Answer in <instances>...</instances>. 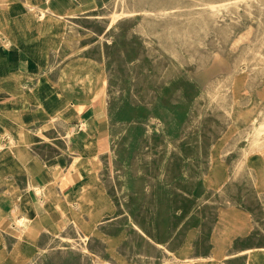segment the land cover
<instances>
[{
	"label": "rangeland",
	"instance_id": "374dc122",
	"mask_svg": "<svg viewBox=\"0 0 264 264\" xmlns=\"http://www.w3.org/2000/svg\"><path fill=\"white\" fill-rule=\"evenodd\" d=\"M40 3L66 20L59 2ZM94 6L69 18L53 71L77 57L100 61L85 67L99 90L90 109L103 117L101 125L88 127L89 116L81 115L78 133L67 130L70 143L59 135L62 142L33 149L50 155L84 147L98 154L101 181L121 206L108 231L126 228L117 249L130 261L168 263L187 244L192 256H208L219 204L253 186L247 156L264 147V0H98ZM98 77L105 78L103 87ZM72 109L61 106L60 115L74 120ZM222 163L227 178L214 187L211 172ZM175 193L182 204L177 214L169 208ZM161 218L171 226L168 238L141 233L143 223L157 226ZM257 226L262 237L245 245L264 246V217ZM71 230L40 240L26 264L109 258L101 240Z\"/></svg>",
	"mask_w": 264,
	"mask_h": 264
},
{
	"label": "crops",
	"instance_id": "0c3cea01",
	"mask_svg": "<svg viewBox=\"0 0 264 264\" xmlns=\"http://www.w3.org/2000/svg\"><path fill=\"white\" fill-rule=\"evenodd\" d=\"M46 2L52 6L59 2L65 8L62 13L66 20L55 12L44 17L36 0L34 4L33 0H0V264L31 262L42 247L40 240L63 236L70 228L85 240H101L106 249L103 252L109 255H97L102 264H137L117 249L126 228L117 233L108 231L118 223L121 206L111 186L103 178L101 181L98 154L84 147L50 155L33 149L34 143L59 141V135L65 143L72 141L74 136H67V130L78 133L75 121L85 117V110L69 102L63 85L83 82L87 63L100 67L94 58L77 57L53 71L56 52L65 46L69 18L94 10L98 0L88 7L84 0ZM55 101L59 106L55 107ZM68 104L74 120L60 115L61 106ZM247 158L245 169L253 176V186L239 190L231 204H219L209 236L210 255L194 257L187 244L176 253L171 251L175 260L166 263L165 258L160 264H264V246L245 245L251 237H262L257 234V224L264 217V147L255 146ZM222 165L219 171L211 172L214 187L222 186L227 178ZM174 195L169 208L177 214L182 211L181 196ZM161 220L157 226L143 223L141 233L149 239L165 240L171 226ZM7 222L13 231L5 228Z\"/></svg>",
	"mask_w": 264,
	"mask_h": 264
},
{
	"label": "bare ground",
	"instance_id": "6f19581e",
	"mask_svg": "<svg viewBox=\"0 0 264 264\" xmlns=\"http://www.w3.org/2000/svg\"><path fill=\"white\" fill-rule=\"evenodd\" d=\"M39 1L40 0H36V5L38 8H40V10L42 11V15L44 17H46L47 15L48 16H53V14L49 12H47V9L42 7L40 4H39ZM231 1V0H230ZM226 2V1H225ZM224 2V3H225ZM229 2V1H228ZM6 3V2H5ZM209 4V3H208ZM228 4V3H227ZM4 4H1V6H3ZM210 5V4H209ZM214 5V4H212ZM211 6V5H210ZM221 8H224V7H221ZM2 9V8H1ZM219 10V8H218ZM39 11V10H38ZM133 11V10H132ZM159 11V13L157 14H161L162 13V10H157V12ZM161 11V12H160ZM53 12V11H52ZM127 12L126 14H128L129 11H125ZM131 12V10H130ZM135 12V10L133 11ZM223 12V11H222ZM136 13V12H135ZM163 13H164V10H163ZM167 13V12H165ZM130 14V13H129ZM134 14V13H132ZM131 14V15H132ZM222 14V13H221ZM135 15V14H134ZM165 15V14H163ZM41 20V19H40ZM42 23V22H41ZM40 29V28H39ZM42 31V30H41ZM44 34V33H43ZM99 35V34H98ZM197 46V45H196ZM185 59V58H184ZM90 69H92L90 67ZM93 70V69H92ZM87 77V79H86ZM92 76H91V73L90 72H86L85 73V80L83 82H79L80 84H76L74 82H67L65 85H63L64 87V95L66 96V98L69 100V102L76 107V109H79L80 111L81 110H85L83 113L87 116H89V119L87 122V126L88 127H97V126H100L101 125V122H102V119L103 117L99 114L96 113V111L94 109H90V108H94V102H95V99L97 97V93L99 90H95L93 89L92 87L95 86L93 85V81H92ZM104 77L103 78H99L98 77V81H97V84H99V86H102L103 87V82H104ZM261 93V92H260ZM264 98V97H263ZM90 109V110H89ZM66 121V120H65ZM84 121V120H83ZM67 135V134H66ZM82 138V137H81ZM83 141V140H82ZM0 146H3V144L0 142ZM32 148V147H31ZM1 149V148H0ZM82 161V160H81ZM68 164V163H67ZM70 164V163H69ZM214 168V167H213ZM78 170V169H77ZM77 173V172H76ZM64 174V173H63ZM80 174V173H79ZM78 175V174H77ZM70 176H73V175H70ZM41 177V176H40ZM64 177V176H63ZM81 177V175H80ZM85 177V176H84ZM71 178V177H70ZM43 181V180H41ZM47 182V181H46ZM57 187V186H56ZM58 188V187H57ZM39 193H42L41 190H38ZM60 192V191H59ZM64 192V191H63ZM60 202V200H59ZM58 204V203H57ZM51 205V204H50ZM60 206V205H59ZM61 207V206H60ZM55 208V207H54ZM63 212V211H62ZM61 212V213H62ZM237 212V211H236ZM60 213V212H59ZM236 214V213H235ZM23 220H19V222H22ZM240 221V220H239ZM38 224V223H36ZM17 225V224H16ZM5 228H7L8 230H11L13 231L14 229L11 228V224L8 222V224H5L4 225ZM8 226V227H7ZM1 227V226H0ZM19 227V226H17ZM79 229V228H78ZM39 230V229H37ZM38 232V231H37ZM60 234V233H59ZM39 235V234H38ZM148 237V236H147ZM35 242V241H34ZM76 245V244H75ZM38 246V245H37ZM96 261V260H95Z\"/></svg>",
	"mask_w": 264,
	"mask_h": 264
}]
</instances>
